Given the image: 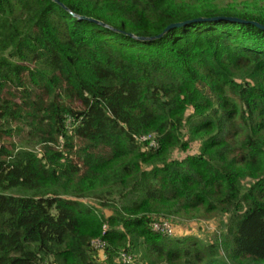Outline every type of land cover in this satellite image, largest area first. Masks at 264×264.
<instances>
[{"label": "trees", "instance_id": "16d2710c", "mask_svg": "<svg viewBox=\"0 0 264 264\" xmlns=\"http://www.w3.org/2000/svg\"><path fill=\"white\" fill-rule=\"evenodd\" d=\"M252 21L264 0H0V264H115L128 244L147 264H264ZM125 182L134 195L108 217L62 195ZM199 206L227 215L220 245L152 231L151 215Z\"/></svg>", "mask_w": 264, "mask_h": 264}, {"label": "rangeland", "instance_id": "374dc122", "mask_svg": "<svg viewBox=\"0 0 264 264\" xmlns=\"http://www.w3.org/2000/svg\"><path fill=\"white\" fill-rule=\"evenodd\" d=\"M140 136L146 137L144 140L138 139L140 143L153 142L156 145L154 135L145 133ZM198 146L199 142L197 140H192L186 150H181L179 148L173 149L170 158L180 159L187 154L196 153ZM142 167L147 168L148 166L143 165ZM97 184L99 185L85 186L83 184L82 189L74 188L75 191L72 187H69L67 191H62V195L81 201L85 205L94 208L100 215L105 217L119 213L121 207L134 195L129 182L122 184ZM10 193L16 195L30 194L28 191L20 188L12 189L10 190ZM76 193H79L80 196H75ZM151 217L152 221L167 220L170 222L172 225L171 229L173 237L194 236L203 243L216 242L218 245H220L221 238H223L225 233L228 218L227 215L222 212H206L202 206L188 212H177L172 215L157 214L151 215ZM121 251H127L126 253L131 255L130 262L125 263L123 261L120 257ZM100 253L102 254V252ZM113 255V262L115 264H147L144 249L136 246L130 247V244H128L126 248H118ZM98 258L102 262H107L102 256H99Z\"/></svg>", "mask_w": 264, "mask_h": 264}, {"label": "built area", "instance_id": "2783aa9c", "mask_svg": "<svg viewBox=\"0 0 264 264\" xmlns=\"http://www.w3.org/2000/svg\"><path fill=\"white\" fill-rule=\"evenodd\" d=\"M138 139L144 140V139H146V137L145 136H139ZM149 144L153 145V146L155 145V143H153V142H150ZM150 226H151V229H153L152 231H154V232L172 235V229H171L172 225L167 220H158V221L154 220L151 222ZM104 228H105V226H104ZM91 243L96 249H102L105 246V241H103L100 238L92 240ZM120 257L123 259V261L125 263H128L131 260V255L124 252V251L120 253Z\"/></svg>", "mask_w": 264, "mask_h": 264}, {"label": "water", "instance_id": "95a60500", "mask_svg": "<svg viewBox=\"0 0 264 264\" xmlns=\"http://www.w3.org/2000/svg\"><path fill=\"white\" fill-rule=\"evenodd\" d=\"M80 18H85V16H80ZM88 19L91 20V21H96V22H98V23H100V24H102V25H106L105 23H103V22H101V21H98V20H95V19H93V18H88ZM213 19H214V20L224 19V20H229V21L248 22V21H244V20H242V19H240V18H237V17H226V16H217V17H214ZM199 20H203V19L201 18V19H199ZM252 22H253L255 25H258V26L264 28V26L261 25V24H259L258 22H256V21H252ZM181 24H182V23H180V22H179V23H171L170 25H168V26L165 28V30H164L163 32L169 30V29L172 28V27L180 26ZM163 32L160 33L158 36H161V35L163 34ZM141 39H145V38L141 37Z\"/></svg>", "mask_w": 264, "mask_h": 264}]
</instances>
